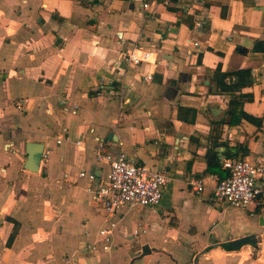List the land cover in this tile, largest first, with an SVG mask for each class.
<instances>
[{
    "label": "crops",
    "instance_id": "0c3cea01",
    "mask_svg": "<svg viewBox=\"0 0 264 264\" xmlns=\"http://www.w3.org/2000/svg\"><path fill=\"white\" fill-rule=\"evenodd\" d=\"M255 39H264V0H0V264H129L134 254L131 264H264V202H218L219 175L204 172L210 119L229 99L215 91L217 63L250 69L242 91L253 98L243 107L262 117L223 124L218 158L226 146L230 158L264 153V51L252 50ZM138 47L152 60L135 66L127 56ZM96 135L168 174L158 204L113 213L107 250L99 229L108 214L78 176L107 170L94 156ZM29 140L43 143L36 171L24 167ZM258 182L264 195V175Z\"/></svg>",
    "mask_w": 264,
    "mask_h": 264
},
{
    "label": "built area",
    "instance_id": "2783aa9c",
    "mask_svg": "<svg viewBox=\"0 0 264 264\" xmlns=\"http://www.w3.org/2000/svg\"><path fill=\"white\" fill-rule=\"evenodd\" d=\"M147 6V3L143 4ZM196 26L201 25L197 20ZM197 40L193 46H198ZM130 63L137 66L141 62L152 60V50L134 48L127 56ZM145 77L151 78L150 73ZM63 97L61 100L63 101ZM94 156L97 161L107 164V170L103 176H97L94 171L81 168L78 176L87 177L92 181L86 186L98 203L102 206L108 216L99 229L101 247L107 250L111 242V234L116 224L113 213L122 206L128 208L155 205L162 198L163 187L167 183L168 174L162 170H150L145 165L136 164L128 159L125 152L112 151L108 148L107 142L96 135ZM61 139L58 138L57 141ZM75 144L82 145V138L74 140ZM222 166L227 169V175L218 180L213 186V195L218 202H225L235 207H244L253 202H264V195L258 179L264 175V153L255 157H224ZM189 184L196 191L204 187V181L199 177H190ZM145 231V228L142 229ZM137 232V230H134ZM87 248L95 249L94 242L87 244Z\"/></svg>",
    "mask_w": 264,
    "mask_h": 264
},
{
    "label": "trees",
    "instance_id": "16d2710c",
    "mask_svg": "<svg viewBox=\"0 0 264 264\" xmlns=\"http://www.w3.org/2000/svg\"><path fill=\"white\" fill-rule=\"evenodd\" d=\"M252 50L264 51V39H255L252 44ZM202 53L199 52L198 56ZM212 80L215 85V91L217 93H224L229 95V99L226 101V107L224 114L218 119H210V130H209V143L206 147L205 153V167L204 172H217L219 179H222L227 175V169L222 167V160L218 158L216 151L213 148L219 138L221 137L222 125H233L239 123L242 119L251 121L256 125H261L262 117L253 115L247 112L243 105L247 100H251L253 95L251 92H243L244 86L251 85L253 78L248 68H237L231 70H221L220 64L217 63L212 71ZM179 110H188L187 106H179ZM192 110L194 115L195 110ZM193 121L192 117L190 118ZM226 150L227 157H235L236 152H231L229 147ZM17 227H13L12 232L9 235L7 242L9 243L16 233Z\"/></svg>",
    "mask_w": 264,
    "mask_h": 264
},
{
    "label": "water",
    "instance_id": "95a60500",
    "mask_svg": "<svg viewBox=\"0 0 264 264\" xmlns=\"http://www.w3.org/2000/svg\"><path fill=\"white\" fill-rule=\"evenodd\" d=\"M240 50H242L243 48H239ZM244 50V49H243ZM110 135H112V132H109L108 136L110 137ZM219 144V143H217ZM43 149V143L39 142V141H26L25 143V151H26V158L24 161V167L28 168L32 171H36L37 170V164H38V160H39V155L40 152ZM217 150L220 152L221 149L218 147ZM243 238H238L236 240H232L231 241V246H236L237 243H239V241H241ZM147 245L143 244L141 247V254L143 255L144 253H147L149 250L147 249ZM138 254H134L132 257L133 259L136 258ZM129 262V264H131L132 260Z\"/></svg>",
    "mask_w": 264,
    "mask_h": 264
},
{
    "label": "rangeland",
    "instance_id": "374dc122",
    "mask_svg": "<svg viewBox=\"0 0 264 264\" xmlns=\"http://www.w3.org/2000/svg\"><path fill=\"white\" fill-rule=\"evenodd\" d=\"M143 227H145V226H143V223H141V225H140L139 228H138V231L141 232V229H142ZM141 234H143V233L135 234V235H134V238H139V236H140ZM133 240L135 241V239H133Z\"/></svg>",
    "mask_w": 264,
    "mask_h": 264
}]
</instances>
